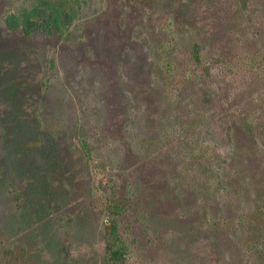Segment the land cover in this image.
Instances as JSON below:
<instances>
[{"label": "rangeland", "instance_id": "rangeland-1", "mask_svg": "<svg viewBox=\"0 0 264 264\" xmlns=\"http://www.w3.org/2000/svg\"><path fill=\"white\" fill-rule=\"evenodd\" d=\"M27 2L0 0V62L36 79L52 128L81 129L84 178L67 188L93 224L72 258L103 263L117 194L124 264H264V0H190L185 17L184 0H42L64 35L28 43L4 27ZM173 199L192 234L167 221Z\"/></svg>", "mask_w": 264, "mask_h": 264}, {"label": "trees", "instance_id": "trees-1", "mask_svg": "<svg viewBox=\"0 0 264 264\" xmlns=\"http://www.w3.org/2000/svg\"><path fill=\"white\" fill-rule=\"evenodd\" d=\"M189 2L184 0L183 10H178L176 17L187 15ZM42 7V0H28L23 9L4 18L5 29L18 34L27 43L35 35L56 36L60 40L66 25L62 7L54 5L46 12ZM40 11L43 13L39 14ZM167 19L160 20V27L164 28H160V32L166 31ZM184 24L183 19L180 28ZM113 29L109 25L106 34H117ZM2 48L0 41V57L4 60ZM197 51L198 47L195 48ZM5 63L0 62V264H13V260L22 264H47L45 253H50L55 262L59 259L63 264H68L69 260L78 264L81 260L72 258L73 241L78 239L76 234L81 231L85 234L93 224L92 218L81 214L80 205V214L71 215L74 211L71 204L78 200L71 198L67 188L68 184L79 185L84 178L81 148L75 145L73 138L81 129L72 123V136L69 137L71 132L65 127L52 128L49 118L39 111L37 96L40 88L36 86V79L20 75L15 80L12 76L16 74ZM261 102L264 103V99ZM82 146L86 148V145ZM176 203L173 199L162 204L167 208V221L172 218ZM128 209L124 199L117 194L114 202L107 206L111 218L105 224L102 264H124L127 243L122 233L125 230L122 221L128 216ZM171 220L180 221L179 227L187 228L192 234L189 220ZM186 221L189 224L183 223ZM121 227L124 228L122 231Z\"/></svg>", "mask_w": 264, "mask_h": 264}]
</instances>
